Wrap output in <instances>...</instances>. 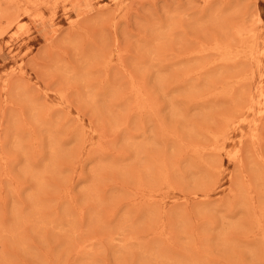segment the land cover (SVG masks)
Listing matches in <instances>:
<instances>
[{
	"label": "rangeland",
	"instance_id": "obj_1",
	"mask_svg": "<svg viewBox=\"0 0 264 264\" xmlns=\"http://www.w3.org/2000/svg\"><path fill=\"white\" fill-rule=\"evenodd\" d=\"M0 264H264V0H0Z\"/></svg>",
	"mask_w": 264,
	"mask_h": 264
},
{
	"label": "bare ground",
	"instance_id": "obj_2",
	"mask_svg": "<svg viewBox=\"0 0 264 264\" xmlns=\"http://www.w3.org/2000/svg\"><path fill=\"white\" fill-rule=\"evenodd\" d=\"M250 52V51H249ZM253 55V54H252ZM236 124V123H235ZM240 130V129H239ZM98 134V133H97ZM233 142V141H232ZM221 148H223V147H221ZM225 148V147H224ZM237 148V147H236ZM237 150V149H236ZM173 190V189H172Z\"/></svg>",
	"mask_w": 264,
	"mask_h": 264
}]
</instances>
